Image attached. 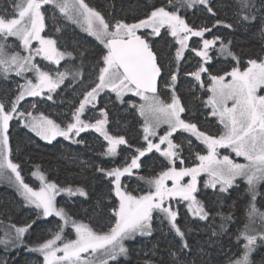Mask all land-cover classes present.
<instances>
[{"label": "snow or ice", "instance_id": "obj_1", "mask_svg": "<svg viewBox=\"0 0 264 264\" xmlns=\"http://www.w3.org/2000/svg\"><path fill=\"white\" fill-rule=\"evenodd\" d=\"M49 5L56 33L64 30L60 25L65 21L80 24L103 48L93 53L79 41L61 43L52 35H43ZM197 7L208 20L200 25L190 24L184 14ZM224 7L234 9L232 22L219 16L220 6L215 0H165L160 6L152 5L142 19L132 23L119 19L113 23L84 0H0V81L15 84L13 88L0 89V178L10 182L14 178L25 204L36 212L30 222L5 226L4 235L0 236V245L5 250L23 245L28 252L39 253L42 264H120V258L129 254L125 241H135L137 236L150 238L160 232L176 241L166 249L170 264H197V260L189 259L193 255L200 259V264H207L202 259L207 255L204 249L194 253L189 243L187 237L192 229L178 222L180 206L195 220H214L210 211L212 197L219 202L237 186L240 178L246 183L249 197L247 222L236 237L237 242L243 239L240 254L229 257L227 264H254L252 254L258 245H264V211L256 206L257 197L264 196L259 190L264 184V95L259 94L264 92V57L249 59L248 66L242 70L240 57L230 47L232 40L215 31L257 28L264 41V0H228ZM141 29L145 31L138 34ZM165 36L172 38L168 49H154V39ZM9 38L17 43L9 44ZM213 50L216 57L231 58L235 62L231 71L213 73L214 57L210 55ZM188 54L196 63L183 76L191 78L193 95L196 90L207 94L201 103L223 126L219 135H209L191 119L182 118L189 110L177 94V88L182 62H188ZM38 57L47 63L42 66ZM61 86L79 91L69 106L67 119L60 123L43 112L34 115L36 101L27 107L22 105L27 97L53 101V93ZM112 93L115 99L111 98ZM129 93L143 103L125 99ZM161 93L168 95V99H162ZM102 94L107 102H102ZM121 107L125 111H138L143 117V143L139 146L119 134V128L110 131ZM13 122L49 143L63 137L83 144V140L75 137L94 130L106 142L100 157L115 158L118 149L126 146L129 155L122 164L111 168L80 159L78 155L65 157L67 163L81 171L91 170L106 182L107 190L96 195L89 220L106 216L115 223L107 225L106 231L103 227L97 229L58 206L57 196L61 193L69 199H87L89 192L84 187H62L48 181L39 166L32 176L40 181V187L36 189L25 183L20 165L10 158ZM116 124L119 125V120ZM162 124L167 125V130L159 135L157 129ZM178 130L191 134L205 146L191 156L192 166H184L189 159L182 155L185 141H174ZM187 145L191 154V138H187ZM222 147L230 148L245 162H236L229 155L221 157ZM154 150L165 161L159 172L149 166V154ZM144 169L153 174L139 175ZM133 177L144 182L147 191L139 195L129 191L124 181ZM203 177L207 178L201 184ZM185 178L188 179L185 181ZM201 195L205 200L199 199ZM216 215L221 223L219 231L211 229L212 237L227 234V224L232 221L231 213L217 212ZM48 217L59 218L56 230L47 231L50 238L32 246L24 244L25 234ZM66 229L74 232V239L68 238ZM158 251V244L147 252L141 250L144 258L140 264H164L157 261Z\"/></svg>", "mask_w": 264, "mask_h": 264}, {"label": "trees", "instance_id": "obj_2", "mask_svg": "<svg viewBox=\"0 0 264 264\" xmlns=\"http://www.w3.org/2000/svg\"><path fill=\"white\" fill-rule=\"evenodd\" d=\"M84 1L90 7H93L97 11L101 12L106 20L112 21L113 23L119 19H125V21L128 23L135 22L136 19L144 18L145 13L151 11L152 5L160 6L165 2V0ZM215 3L220 6L219 16L227 19L229 22H232L234 9L224 7V5L228 3V0H215ZM46 7L48 8L46 13V16L48 17V19H46V25L49 27V24L52 22L50 21L52 8L50 5ZM196 11L190 12L188 10L187 13H185V17L189 23L191 22L192 24L200 25L208 20V16L204 12L198 13ZM53 28L54 27L52 26V30ZM62 28L64 30L60 33H56L55 35L61 43L70 44L72 40H76L84 44L85 47H87L89 51L93 53L103 48V45L100 44L99 41L92 37H88V35H84V33H81V31L78 29L72 28L69 25L66 28L64 26ZM215 34H222L228 39L232 40L230 47L237 54V56L240 57V62H242V59L247 61L249 58L257 59L258 57L264 55V52H261V48L264 47V41L261 40L257 28H252L250 30L237 28L234 32L220 28L218 31H215ZM162 35H164V30ZM171 42L172 40L170 36H165L163 39L155 38L154 49L166 51ZM172 51H174V49H172ZM232 62L235 63L231 60V58L224 59L223 57H221L220 62H217L216 60L213 61V73L230 71L232 68L230 63ZM182 65L185 67L187 64L184 63ZM181 75L178 81L177 94L180 95L182 102L189 110L186 114H183V118L186 120L191 119L192 122L198 125L201 131H207L209 127L217 128L218 125L215 123L214 118L211 117L210 111L204 108L201 103L202 100L207 99L205 91L203 90L201 94L195 92V95H193L192 89L188 87L186 83H183ZM8 88H13V85L5 84L1 89ZM60 89L54 95L55 100H60V102H54L56 104V108H51L50 101L41 99V101H38V106L35 110L39 112L43 111L58 121H61V117L55 112H59L62 116H67L69 113V108L67 109V113H61L62 108H65L63 104L68 103L70 105L71 102L76 99V96L71 95V89H65L64 87L62 90ZM78 91L79 90H77V92ZM162 95L167 97L165 93H162ZM113 97L115 98V95ZM101 99L103 100L102 97ZM26 102L27 103L22 102L24 107H27L28 104L32 102V100L26 98ZM116 120H119V125L116 124ZM141 123L142 122L137 111H133L132 109L123 111L119 109L113 119L110 131L115 132L116 129L119 128V134L126 135L130 143L137 146L141 143L139 139L141 135ZM94 135L100 137L94 131H89L82 134L79 140H83L85 142L83 144L70 143L62 139H57L51 143H48L36 138L23 126L16 127L15 123L13 122L10 136V144L13 148L11 156L13 157L14 161L20 165V169L23 171L22 175H24V177L28 180L31 177V172L36 170V166H39V169L44 171L45 175L58 185L84 187L89 192V198H83L84 200L81 201L82 205L79 202L73 204V206H76L77 209L73 208L72 204L67 205L66 203L64 206L70 214H76V219L83 221L87 220V222L91 223L94 228L99 229L103 227V230L106 231L107 227L104 224H101V217H96L93 221L89 220V217L93 215L90 211V208L95 203L96 195L107 190L105 181L99 176V174H94L91 170L81 171L79 167L74 164L67 163L65 160V157L78 155L80 159L89 160L97 164L102 163L106 168H111L112 162L116 164L119 163L118 158L106 159V157L99 156L98 153L100 152V145L96 144L93 140L90 141L95 137ZM195 142L198 144L197 149L199 150V146L201 144L197 141ZM153 156L161 159L156 153H153ZM110 159H113V161L111 162ZM157 163L158 161L149 160L150 167H155ZM147 171L149 170L144 169L141 172L147 175ZM127 186L129 190L132 189V183L127 184ZM259 190L261 192V189ZM236 192L237 189L235 187L228 193V198H221L219 202H217L215 197H213L214 199L211 201L213 208L210 206L212 215L214 214L213 216L217 217L220 223V217L216 216L217 212H223L225 215L231 213L232 221L227 224V229L230 228V233L233 231V229L230 227L232 225L231 223L235 222L238 226L243 227V222L246 219V200L235 195ZM262 193H264V190ZM62 197L66 198L64 195H62ZM263 197L264 196L259 197V204L264 209ZM74 198L76 197L72 198V201H70L71 203L75 202ZM214 205L219 206L220 208L216 209V206L214 207ZM35 215L36 212L34 208L23 204V201L19 198L14 188L8 183L0 180V222H2L0 223V236L4 235L6 225L16 224L20 226L26 222H30L35 218ZM54 220V217H48L44 220L38 221L23 237L24 244L32 246L47 239V231ZM179 223L182 226L187 224V226L192 229L191 233H189L187 237L192 247L200 240L201 237V239L212 237L211 229H206L205 232H202L201 229H199L200 224L195 222L194 219L186 223L181 220ZM233 239L234 238L232 235L228 236L226 241L232 240V243L230 245L223 244L220 247L221 249L219 246L209 248L208 253L205 251L207 255L203 256L202 259L206 261L207 264H221L227 254L238 247V242H235ZM155 244H158L159 246V251L156 257L157 261H164V264H170V258L166 252L169 243L162 236L159 237L157 235H153L150 237L145 244L144 252H147ZM228 249L230 252H227ZM33 256H38V253L28 252L23 245L17 249L9 248L8 250H5L4 246L0 245V264H4L5 261L7 264H33ZM143 258L144 257L142 253L139 254L130 250L129 257L127 259H121L120 264H140V261H142ZM194 259L197 260V264H200V259L197 258V256H195ZM253 261L254 264H264V245H258L256 252L253 255Z\"/></svg>", "mask_w": 264, "mask_h": 264}, {"label": "rangeland", "instance_id": "obj_3", "mask_svg": "<svg viewBox=\"0 0 264 264\" xmlns=\"http://www.w3.org/2000/svg\"><path fill=\"white\" fill-rule=\"evenodd\" d=\"M85 2V1H84ZM93 8V7H92ZM95 9V8H94ZM96 10V9H95ZM196 10H198V11H196ZM189 11L191 12V11H196V12H198V13H201V12H204L201 8H199V7H197V8H193V9H189ZM59 15V14H58ZM185 15V14H184ZM51 16H52V11H51ZM50 16V17H51ZM186 18V17H185ZM50 20V19H49ZM187 20V19H186ZM50 21H52V20H50ZM66 23H63V24H61L60 26L61 27H63L65 24H68L69 26H71L72 28H75V29H78L79 31H81V33H84V35H88V37H92V38H94L95 39V37H93V36H91L88 32H86L85 30H84V28L80 25V24H75V23H72V22H68V21H65ZM190 24H192L191 22H190ZM52 26H53V24H52V22L49 24V27H47V25H46V28H45V32L44 33H42L43 35H52L54 38H57L55 35H56V31H55V28H53V30H52ZM63 29V28H62ZM52 31V32H51ZM145 30L144 29H141V30H139V33H141V34H143V32H144ZM148 31H150V30H148ZM162 32H163V30H162ZM193 39H198V38H193ZM171 40H172V38H171ZM9 44H15V43H17V41H15V39L14 38H9ZM190 43H191V41H190ZM33 46L35 47L36 46V42H33ZM189 55V60H188V62H182V64H187V65H185V67H183V65H182V67H181V76H182V80H183V83H186L187 85H188V87H190L191 89H192V81H191V78L190 77H184L183 76V73L184 72H187V71H191V70H193V66L195 65V63H196V60L195 59H193L192 57H191V54H188ZM210 55H213V57H214V60L213 61H217V62H220L221 61V57H216V55H215V51L213 50V52H211L210 53ZM260 57H264V55H262V56H260ZM249 59H251V58H249ZM248 59V60H249ZM247 60V61H248ZM37 61L38 62H41V64H42V66H43V64H45V63H47L46 61H43L42 60V58H40V57H38L37 58ZM247 61H245V60H243L242 59V62H240V65H241V68H242V70H243V68H245V67H247L248 65H247ZM230 65L233 67V66H235V63H230ZM231 71V70H230ZM214 74H216V73H214ZM219 74H223V72H221V73H219ZM13 76H14V74H13ZM16 79V81H18V82H23L22 80H19V78H15ZM5 84H12L13 85V87L15 86V84L14 83H4L3 81H0V89L1 88H3V86L5 85ZM62 88L60 89V90H62L63 89V87L64 86H61ZM162 87H163V85H162ZM161 87V88H162ZM59 91V89L57 90V92ZM195 92H197L198 94H201L202 92H203V90H196ZM70 93H71V95L72 96H77V92H73L72 90L70 91ZM56 93H53V100L54 101H50V105H51V108H56V104L54 103V102H60V100H55L54 99V95H55ZM74 94H76V95H74ZM259 94H262V95H264V92H260ZM111 95V98L112 99H115L113 96L115 95L114 93H112V94H110ZM207 95V94H206ZM102 98H103V100H102V102H107V98H105L104 96H103V94H102V96H101ZM27 98H29L30 100H32V102L33 101H36V102H38V101H41V99H44V97H35V98H33V97H27ZM58 98V97H57ZM56 98V99H57ZM161 98L162 99H165V100H167L168 99V95H167V97H165L164 95H162V93H161ZM38 99V100H37ZM125 99H130V100H132V101H134L136 104H140V103H143V101L139 98V97H135L133 94H131V93H129V94H127L126 95V97H125ZM31 102V103H32ZM52 102V103H51ZM24 103V102H23ZM27 103V102H26ZM30 103V102H29ZM63 106L65 107V108H62V111H61V113L63 112L64 114L65 113H67L68 112V108H69V104L67 103V104H63ZM120 110H123L124 111V108H120ZM209 111H210V109H208ZM38 112L39 111H36V110H33V113H34V115L35 114H38ZM41 112H43V111H41ZM138 112V111H137ZM44 113V112H43ZM58 116H60L61 117V120L62 119H67V116H62L59 112H55ZM45 115H48L50 118H52V119H54V120H56L58 123H60L61 121H58L57 119H55L54 117H52L51 115H49V114H47V113H44ZM139 114V113H138ZM140 116V115H139ZM212 117V116H211ZM182 118H183V114H182ZM212 118H214V120H215V123L218 125L217 126V128H212V127H209L208 128V130L206 131L209 135H219V134H221L222 133V131H223V126L222 125H220L219 124V122H218V120L215 118V117H212ZM140 119H141V135H140V141H141V143L140 144H142L143 143V141H142V139H141V137H142V135H143V133H142V124H143V117H141L140 116ZM27 129V128H26ZM31 134H33L36 138H38L39 140H41V141H44V142H47V141H45V140H43V139H41L40 137H38V136H36L35 135V133H33V132H31L29 129H27ZM167 130V125H161L160 126V128H158L157 129V132H158V134L159 135H163L164 134V131H166ZM89 131H94V130H88V131H86V132H84V133H87V132H89ZM84 133H81V135L82 134H84ZM98 134V133H97ZM80 135V136H81ZM99 135V134H98ZM80 136L79 137H75V139H77V140H79V138H80ZM95 136V135H94ZM187 138H191V140H192V148H191V154H190V151H189V148H188V145H187ZM57 139H62V140H64V141H68V142H70V143H72L71 141H69V140H65L63 137H57L55 140H57ZM54 140V141H55ZM94 141L96 144H98V145H100V152L103 150V147H106V142H104L103 141V138L102 137H97V136H95L93 139H91L90 141ZM181 140H184L185 142H184V152H183V156H185V157H189V159L188 160H186L185 161V165L184 166H192V162H191V156H193L196 152H201V150L202 149H204L205 148V146L200 142V141H198V140H196V138L195 137H193V136H191V134H188V133H181L179 130H178V132L177 133H175L174 134V141L176 142V143H180L181 142ZM195 141H197V142H199L201 145L199 146L200 147V149L198 150L197 149V143L195 142ZM53 142V141H52ZM49 143V142H48ZM139 144V145H140ZM139 145H137V146H139ZM136 146V145H135ZM99 152V153H100ZM98 153V154H99ZM153 153H156L155 152V150L153 151ZM153 153H151V154H149V160H155V161H158V163L156 164V166L154 167L155 168V171L156 172H159L160 170H161V164L162 163H165V161H164V158L163 157H161L160 155H159V153H156L161 159H158V158H156V156H153ZM219 154H220V156L222 157V156H224V155H229L232 159H234L236 162H239V163H244L245 162V160H244V158L243 157H236L235 156V154L231 151V149L230 148H227V147H222V148H220L219 149ZM129 155V152L126 150V146H121V148L120 149H118V156L117 157H115V158H118L119 159V163H113L112 161H113V159H110V161L112 162V166L111 167H115V166H119L120 164H122L123 163V161L125 160V158L127 157ZM12 160H13V162L14 163H16L15 161H14V159H13V157L11 156L10 157ZM108 158H113V157H106V159H108ZM180 165L178 164L177 165V167H179ZM40 170V169H39ZM20 171H22V169H20ZM33 171H35V170H33ZM32 171V172H33ZM40 171H42V170H40ZM32 172H31V177L29 178V180L28 179H26L25 177H24V175H22V173H23V171L21 172V175H22V177L24 178V180H25V183H28L31 187H33V188H36V189H38L39 187H40V181L36 178V177H33L32 176ZM43 173H44V175H45V172L44 171H42ZM139 174H141V175H145L143 172H140ZM147 175H150V174H153V173H150L149 171H147V173H146ZM46 176V175H45ZM207 177H203L202 178V180H201V184L203 183V179H206ZM46 179L48 180V181H51L47 176H46ZM188 178H185V181L187 180ZM0 180L1 181H3V182H5V183H8L10 186H12L13 188H14V190H15V192L17 193V195L19 196V198L23 201V204H25V202H24V200H23V197L20 195V193H19V191H18V189H17V186H16V184L14 183V178H13V182H10L9 180H7V179H3V178H0ZM53 182V181H52ZM124 183L125 184H129V183H132V189L131 190H129V191H132V193L134 194V195H139V194H142L144 191H147V185L146 184H144V182H142V181H137V179L135 178V177H133L131 180H125L124 181ZM170 183V182H169ZM60 186H67V185H60ZM105 186H106V182H105ZM236 189H237V192L235 193V195H237V196H239L240 198H243V199H245L246 200V206H245V216H246V213H247V206H248V202H249V197L247 196V194H246V183L243 181V180H241L240 178H238L237 179V186H236ZM260 189H261V193H262V191L264 190V184H262L261 186H260ZM263 189V190H262ZM62 195H64V196H66V198H63L62 197ZM227 195L228 194H225V196L224 197H222V199L224 198V199H226V198H228L227 197ZM208 196L209 197H211V190H209L208 191ZM259 197L260 196H258L257 197V208H259L261 211H264V209L260 206V204H259ZM84 197H76V198H74V200H75V202L74 203H71L70 201H72V198L71 199H69L68 198V196H67V194H65V193H61V194H59L58 196H57V202H58V206H63V207H65L64 205L67 203V205L68 204H72V206H73V204H76L77 202H79L80 204H81V201L82 200H84L83 199ZM199 199H201V200H205V196L204 195H201L200 197H199ZM214 198L212 197V199H211V201L213 200ZM263 199H264V197H263ZM207 202V201H206ZM173 203H175V202H173ZM26 205V204H25ZM82 205V204H81ZM28 206V205H27ZM210 206H211V208H213V205H212V203L210 202ZM216 205H214V207H215ZM28 207H31V206H28ZM33 208V207H32ZM66 208V207H65ZM73 208H75V209H77V207L76 206H73ZM216 209L217 208H220L219 206H216L215 207ZM215 211H217V210H215ZM180 213H181V215H180V217H179V220H178V222H180L181 220H183V222L184 223H186V222H190L192 219H194V218H192L191 216H190V214H187L186 213V209H185V207H183L182 205L180 206ZM214 215V214H213ZM217 216V215H216ZM215 217V216H214ZM54 221L52 222V225H50V227H49V229H51V230H53V231H55L56 229H55V225L57 224V222H59V218H57V217H54ZM104 219V220H103ZM195 220V219H194ZM83 222H85V223H88L87 222V220L85 221H83ZM195 222H197L198 224H200V227H199V229H201V231L202 232H205V230L206 229H212V228H215L217 231H219V228H218V226H219V224H220V221H218V218L217 217H215V219L214 220H209L208 222H203V221H198V220H195ZM247 221H246V219L244 220V222L243 223H246ZM115 223V220L113 219V220H111V221H108V219H107V217L105 216V217H103L102 218V221H101V224H104L106 227H107V225H109V224H114ZM232 225L230 226L231 227V229H233V231L230 233V228L228 229V231H227V234H222V235H219V236H217V237H207V238H205V239H201L200 238V240L197 242V243H195L194 245H193V252L195 253L196 251H198L200 248H203L204 249V251H206L207 253H208V250H209V248H212V247H218L219 246V248L223 245V244H228V245H230L231 243H232V240L230 241H226V239L228 238V236H233V240L235 241V242H237V240H236V237H237V235L239 234L238 233V230L239 229H242L243 227H240V226H238L235 222H233V223H231ZM66 231V233L68 234V238L69 239H74L75 238V234H74V232L73 231H71L70 229H66L65 230ZM153 235H157V236H162V237H164L167 241H168V243H169V245L170 244H174L176 241H174L173 240V238H172V236H167V237H165V236H163L160 232H155V233H153ZM48 238H50L48 235H47V239ZM226 238V239H225ZM148 239L149 238H145V237H140V236H137V238H136V240L135 241H125V246L126 247H128L129 248V254H130V250L131 251H133V252H135V253H142L141 252V250L144 252V250H145V244L147 243V241H148ZM225 241V242H224ZM238 245V247H237V249L235 248L233 251H229V249L227 250V252H230V253H228L227 254V256L224 258V260H223V262L221 263V264H227V262H228V258L229 257H235V256H238L239 254H240V251H241V249H242V246H243V239L241 238V240L237 243ZM207 246V247H206ZM258 247V246H257ZM221 249V248H220ZM219 249V250H220ZM255 252H256V250H255ZM254 252V253H255ZM254 253L252 254V257H251V259L253 260V255H254ZM129 254H128V256L127 257H121L120 258V260L121 259H127L128 257H129ZM35 257V258H34ZM194 257H195V255H193L192 257H189V259H194ZM33 264H42V257L40 256V254L38 253V256H33ZM110 264H112V262H110Z\"/></svg>", "mask_w": 264, "mask_h": 264}, {"label": "bare ground", "instance_id": "obj_4", "mask_svg": "<svg viewBox=\"0 0 264 264\" xmlns=\"http://www.w3.org/2000/svg\"><path fill=\"white\" fill-rule=\"evenodd\" d=\"M20 80V79H19ZM38 100V99H37ZM44 100H45V98H44ZM43 101V100H42ZM44 105V104H43ZM37 111V110H36Z\"/></svg>", "mask_w": 264, "mask_h": 264}, {"label": "water", "instance_id": "obj_5", "mask_svg": "<svg viewBox=\"0 0 264 264\" xmlns=\"http://www.w3.org/2000/svg\"><path fill=\"white\" fill-rule=\"evenodd\" d=\"M138 34H141V33H138ZM159 87H161V85Z\"/></svg>", "mask_w": 264, "mask_h": 264}]
</instances>
